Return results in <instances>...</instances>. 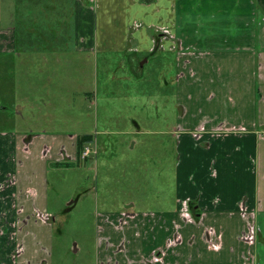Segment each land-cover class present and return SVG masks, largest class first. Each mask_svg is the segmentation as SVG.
Returning <instances> with one entry per match:
<instances>
[{
    "label": "rangeland",
    "instance_id": "374dc122",
    "mask_svg": "<svg viewBox=\"0 0 264 264\" xmlns=\"http://www.w3.org/2000/svg\"><path fill=\"white\" fill-rule=\"evenodd\" d=\"M78 1L0 0V30L7 33L0 37V133L37 136L39 155L48 148L45 206L52 214L35 211L40 214L35 218L51 228L40 237L47 250L35 238L33 248L27 244L34 250L31 264L42 258L47 264H104L102 241L112 238L101 228L111 226L114 235L130 221L104 223L102 214L134 202L156 210L175 200L171 130L180 103L177 80L188 61L181 59L177 40L206 44L221 32L219 25L226 32L237 29L235 6L223 8L224 0H82L93 18L84 20L92 44L82 46ZM83 134L93 135L86 159L77 154ZM36 160L43 166L40 156ZM261 228L257 264H264V224ZM181 237L179 232L178 242ZM205 242L195 250L158 248L149 263L251 264L249 247L223 252L222 243ZM23 257L19 264L26 263Z\"/></svg>",
    "mask_w": 264,
    "mask_h": 264
},
{
    "label": "crops",
    "instance_id": "0c3cea01",
    "mask_svg": "<svg viewBox=\"0 0 264 264\" xmlns=\"http://www.w3.org/2000/svg\"><path fill=\"white\" fill-rule=\"evenodd\" d=\"M81 1L77 38L89 46L92 37L84 20L92 15ZM231 3L236 30L226 32L219 25L221 32L206 44L189 37L188 44L185 38L177 40L181 59L188 61L177 80L180 103L171 130L177 153L175 200L156 210L139 209L134 202L102 214L104 223L114 225L123 217L130 221L114 235L111 226L101 228L112 238V243L102 241L104 254L110 255L104 264H147L158 248L189 245L188 250H195L205 239L212 246L222 243L223 252L249 247L247 260L257 264L264 224V0H224L223 8ZM161 36H154L156 48L161 47ZM0 37L7 38L6 31L0 30ZM36 138L0 133V264H17L23 256L30 262L34 250L28 251L27 244L33 248V238L42 250L48 248L40 237L45 238L51 226L35 218L43 211L52 214L45 206L48 157L43 153L48 148L37 154ZM73 145L76 154V142ZM39 156L43 166L37 163ZM178 224L182 227L177 232ZM20 245L24 248L16 261L13 255ZM113 250L116 257L111 256ZM161 262L167 264H156Z\"/></svg>",
    "mask_w": 264,
    "mask_h": 264
},
{
    "label": "trees",
    "instance_id": "16d2710c",
    "mask_svg": "<svg viewBox=\"0 0 264 264\" xmlns=\"http://www.w3.org/2000/svg\"><path fill=\"white\" fill-rule=\"evenodd\" d=\"M93 142V135L91 134H83L77 139V154L80 158L83 155L86 147L89 143Z\"/></svg>",
    "mask_w": 264,
    "mask_h": 264
},
{
    "label": "flooded vegetation",
    "instance_id": "af4514ba",
    "mask_svg": "<svg viewBox=\"0 0 264 264\" xmlns=\"http://www.w3.org/2000/svg\"><path fill=\"white\" fill-rule=\"evenodd\" d=\"M87 157H88V155L81 156V158H83V159H86ZM0 234H4V232H0ZM13 236H14L13 234H10L11 240L13 239ZM123 244H121L119 246L120 249H124ZM21 250H23V247L21 245L18 247V249L15 250V253L13 255V259H15L16 261H18L17 257L20 255ZM10 258H12V255L10 256ZM149 262L150 261H148L147 264H156V261H152L151 263H149ZM17 264H19V263H17ZM25 264H31V262H26ZM35 264H47V261L44 258H42V260H40V262L35 263Z\"/></svg>",
    "mask_w": 264,
    "mask_h": 264
},
{
    "label": "built area",
    "instance_id": "2783aa9c",
    "mask_svg": "<svg viewBox=\"0 0 264 264\" xmlns=\"http://www.w3.org/2000/svg\"><path fill=\"white\" fill-rule=\"evenodd\" d=\"M89 152H90V148L89 147H86L85 151L83 152V156L88 155Z\"/></svg>",
    "mask_w": 264,
    "mask_h": 264
}]
</instances>
